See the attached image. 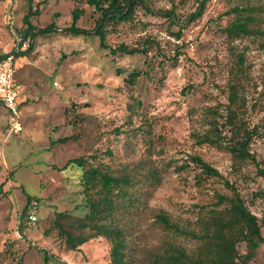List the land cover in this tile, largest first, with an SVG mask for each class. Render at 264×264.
Listing matches in <instances>:
<instances>
[{"label":"rangeland","instance_id":"rangeland-1","mask_svg":"<svg viewBox=\"0 0 264 264\" xmlns=\"http://www.w3.org/2000/svg\"><path fill=\"white\" fill-rule=\"evenodd\" d=\"M39 1L0 0V54L13 50L29 4ZM146 3L150 11L138 5L131 19L104 30L109 46L145 47V54L112 55L97 35L66 31L74 8L81 11L76 24L94 28L99 11L87 0H44L30 17L36 27L55 21L57 30L36 36L26 59L20 54L15 61V68L23 61L14 83L26 99L20 131H9L0 104V184L8 192H0V264H43L44 252L48 264H110L105 236H92L76 250L63 241L62 230L87 236L93 230L80 226L89 207L77 169H60L78 156L134 180L132 201L116 199L114 213L129 264H156L170 245L194 256L210 210L224 205L217 195L229 196L231 188L258 217L264 237V0H206L201 15L188 22L197 0ZM235 6L252 8L255 33L226 31ZM163 9H172L182 24L158 14ZM133 72L139 75L131 83ZM230 84L241 102L233 106H239L237 119L250 135L245 158L227 147L236 135L227 118ZM64 136L70 138L55 141ZM192 156L217 173H205ZM99 189L96 182L91 196ZM25 195L37 200L29 204L36 223L25 220L19 229ZM158 212L176 229L158 222ZM236 247L248 251L245 241ZM247 263L264 264V244Z\"/></svg>","mask_w":264,"mask_h":264},{"label":"trees","instance_id":"trees-1","mask_svg":"<svg viewBox=\"0 0 264 264\" xmlns=\"http://www.w3.org/2000/svg\"><path fill=\"white\" fill-rule=\"evenodd\" d=\"M206 0H197L195 10L190 12L184 19V22L193 21L197 19L203 9ZM41 2H37L35 7L29 4L28 12L23 16V23L25 26H21V32L19 33L23 39L28 38V46L21 51L15 52L13 50L8 53L17 55H26L28 51L32 49V43L36 36L48 34L57 30L55 21H51L45 26L36 27L30 20V17L38 14V7ZM87 3L93 6L99 11L96 25L94 28H84L78 26L77 20L80 17L81 11L74 8L71 12V23L65 28L73 36L81 34L97 35L99 39V45L102 48L108 49V52L112 55L117 53L133 55L135 53H146V48L128 47L126 44L121 43L115 47H111L106 43L105 38V26L115 25L121 21H126L132 18L135 7L141 5V7L150 11L146 0H87ZM237 13L235 18L227 26L226 31L233 35H249L257 31L250 22L254 20V16L251 13L252 8L245 6H235L231 9ZM158 14L167 16L170 19L171 24H182L181 20H178L175 12L172 9L158 10ZM183 21V20H182ZM180 31L177 30V36ZM8 53H1L0 59ZM239 62L242 61V55L237 54ZM139 75V72L130 73L127 80L131 83L135 82V79ZM264 85V76H263ZM228 111L227 118L229 123L236 133L231 142L227 144L229 150L239 158L249 157L248 142L250 135L244 128V125L237 119L239 106L235 109L234 104L241 103L238 98L237 86L230 84L228 94ZM241 131V133H239ZM70 136H64L57 138L55 141L65 142ZM205 141H212V137L204 135ZM191 160L197 163L205 173L216 174L217 170L210 166L207 162L203 161L198 156L190 157ZM84 156H78L69 158L60 169H70L74 167L78 172V184L82 185L83 193L85 194V202L88 205V211L83 215V223L81 227H91L92 235L87 236L84 234L73 235L69 231L62 230L64 235V243L70 250H76L78 246L85 243L92 236H105L111 243L109 248L110 264H129L127 259V242L123 234V230L115 222L116 217L114 213L118 208V204L115 201L119 198H125L127 202L131 200L130 188L134 185V180L128 173H122L120 175L111 174L108 171H103L98 166L87 165ZM153 175V174H152ZM95 181V182H94ZM95 184H94V183ZM96 182L100 184V191L97 190V196L92 197L90 189L94 188ZM11 186V191H12ZM231 194L229 196L217 195L219 203L224 201V205L217 209L210 210L209 218L203 222V233L200 238L202 240V246L198 248L194 256H189L184 250L178 246L170 245V249L166 248L156 257V264H248L247 261L253 257V252L261 244H264V237L261 234V223L258 217L252 213L245 205L240 194L231 188ZM0 192L8 194L7 190H2V184H0ZM96 192V193H97ZM25 204L18 216L20 228L23 226V222H35L28 218L31 211L29 204L36 203V198L30 195H25ZM1 199V194H0ZM128 203L126 204V206ZM158 222L164 226L173 227L174 224L170 222L169 217L163 212L156 214ZM21 222V223H20ZM264 224V221L262 222ZM240 241H245L248 247V251L244 254H240L237 250L236 244ZM42 250V249H41ZM44 263L48 264L47 252L43 253ZM20 263L24 264L22 260Z\"/></svg>","mask_w":264,"mask_h":264},{"label":"built area","instance_id":"built-area-1","mask_svg":"<svg viewBox=\"0 0 264 264\" xmlns=\"http://www.w3.org/2000/svg\"><path fill=\"white\" fill-rule=\"evenodd\" d=\"M29 44V39H23L17 36L14 51L24 50ZM15 55L13 53L6 54L0 59V104L7 110L9 131H20L22 123L20 119L21 110L18 100V92L14 83L15 75ZM56 84V82H54ZM35 205V204H34ZM33 205V208L35 207ZM28 218L31 221L36 220L34 211L31 210Z\"/></svg>","mask_w":264,"mask_h":264},{"label":"crops","instance_id":"crops-1","mask_svg":"<svg viewBox=\"0 0 264 264\" xmlns=\"http://www.w3.org/2000/svg\"><path fill=\"white\" fill-rule=\"evenodd\" d=\"M18 56V55H17ZM17 56L15 57V61H16V59H17ZM24 58H22V60L23 59H26V55H24L23 56ZM23 62V61H22ZM21 62V64L23 65V63ZM16 63V62H15ZM20 64V65H21ZM17 66V64H16V70H15V72L18 70V68H20L21 66ZM24 65H26V64H24ZM14 77H15V75H14ZM16 78V77H15ZM16 80H17V78H16ZM23 81H25V79H22ZM17 92H18V100H19V106H20V103L22 102V101H25L26 99L24 98V96H22L21 95V92H19V89H17ZM27 104V103H26ZM20 110H21V108H20ZM11 185H13L14 186V183H13V181L11 180Z\"/></svg>","mask_w":264,"mask_h":264},{"label":"water","instance_id":"water-1","mask_svg":"<svg viewBox=\"0 0 264 264\" xmlns=\"http://www.w3.org/2000/svg\"><path fill=\"white\" fill-rule=\"evenodd\" d=\"M14 264H22V263H20V262H16V263H14Z\"/></svg>","mask_w":264,"mask_h":264}]
</instances>
